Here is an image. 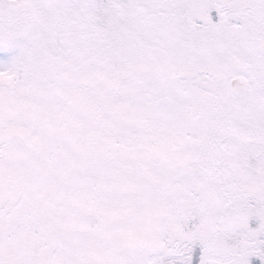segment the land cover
Wrapping results in <instances>:
<instances>
[{
    "label": "snow or ice",
    "instance_id": "6c2138e0",
    "mask_svg": "<svg viewBox=\"0 0 264 264\" xmlns=\"http://www.w3.org/2000/svg\"><path fill=\"white\" fill-rule=\"evenodd\" d=\"M0 264H264V0H0Z\"/></svg>",
    "mask_w": 264,
    "mask_h": 264
}]
</instances>
